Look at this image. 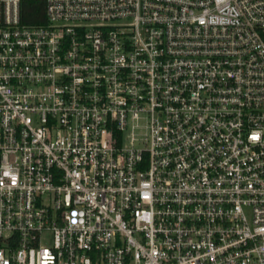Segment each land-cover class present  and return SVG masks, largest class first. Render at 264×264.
Instances as JSON below:
<instances>
[{
    "label": "built area",
    "instance_id": "built-area-1",
    "mask_svg": "<svg viewBox=\"0 0 264 264\" xmlns=\"http://www.w3.org/2000/svg\"><path fill=\"white\" fill-rule=\"evenodd\" d=\"M0 264H264V0H0Z\"/></svg>",
    "mask_w": 264,
    "mask_h": 264
},
{
    "label": "trees",
    "instance_id": "trees-1",
    "mask_svg": "<svg viewBox=\"0 0 264 264\" xmlns=\"http://www.w3.org/2000/svg\"><path fill=\"white\" fill-rule=\"evenodd\" d=\"M21 19L23 23H42L45 19L44 4L42 1H23L21 3Z\"/></svg>",
    "mask_w": 264,
    "mask_h": 264
}]
</instances>
